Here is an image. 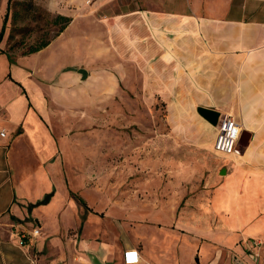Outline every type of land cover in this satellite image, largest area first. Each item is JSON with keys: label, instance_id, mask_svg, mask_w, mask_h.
<instances>
[{"label": "crops", "instance_id": "0c3cea01", "mask_svg": "<svg viewBox=\"0 0 264 264\" xmlns=\"http://www.w3.org/2000/svg\"><path fill=\"white\" fill-rule=\"evenodd\" d=\"M90 9L88 18L100 27L92 31L91 45L85 44L84 29L71 32L73 19L35 53L40 57L58 44L63 54L81 57L73 70H55L77 86L72 102L62 89L47 84L44 66L8 58L7 78L0 84V130H6V136L0 135V264H264L262 241L252 243L264 235V0H95ZM84 57H93L117 80L108 76L106 85L101 83L108 103H116L124 84L143 88L146 104L157 99L167 104L172 150L178 149L181 134L176 120L189 119L198 123L197 138L204 128L209 131L214 149L219 125L202 117L199 106L218 110L220 120L231 116L239 139L247 133L243 157L226 155L234 161L232 170L210 209L223 220L218 236L230 230L239 238L227 259L225 238H208L214 232L210 214L181 212L178 219L177 211L143 209V221L120 222L109 210L107 225L100 221L97 198L81 194L87 180L83 169L90 166L83 128L69 127L63 114L57 123L48 101L58 95L60 104L80 110L83 117L86 98L87 110L97 111L99 91L85 97L78 90ZM133 72L139 76L133 78ZM47 195L48 202L39 203ZM173 222L175 228L166 226ZM181 227L190 233L181 234ZM35 228L41 234L32 237ZM127 251H137L138 262L127 263Z\"/></svg>", "mask_w": 264, "mask_h": 264}, {"label": "rangeland", "instance_id": "374dc122", "mask_svg": "<svg viewBox=\"0 0 264 264\" xmlns=\"http://www.w3.org/2000/svg\"><path fill=\"white\" fill-rule=\"evenodd\" d=\"M73 1L75 0H0V36L8 14L3 40L0 43V84L7 78L10 63L6 53H10L17 64L44 66V74L49 77L45 80L47 84L53 89H62L67 100L72 102L77 86L73 87L69 78H61L62 75L55 70L61 66L63 69L73 70L75 61L81 57L70 53L63 54L58 44L40 57L35 55L36 52L29 53V49L42 41L53 42L57 38V32L62 26V21L57 20V16L65 12L71 15L72 21L77 19L71 32L84 29L85 44L91 45L92 31L98 33L100 30L99 25L88 18L91 15L90 7L95 0L77 4ZM83 66H87L91 77L82 80L83 88L78 90H83L85 97L96 95L99 91L101 100L97 111L87 110L90 100L86 98L81 101L83 117L77 114L80 110L60 104L58 95L49 96L48 101L51 102L52 116L57 123L59 119L61 121L63 114L68 119L69 127L77 125L80 129L83 128L84 151L90 160V166L83 169L87 180L86 184H81L86 187V191L81 194L97 198L95 206L102 215L100 221L107 225L109 210L114 211L116 219L120 222L130 218L135 221L140 218L143 221V209H160L171 213L177 211L178 219L181 212L184 216L210 214L215 193L232 170H229V167L234 161L214 151L209 143V131L204 128L200 138H197V122L190 119L176 120L175 128L181 134L178 149L174 146L172 150V137L169 135L172 121L166 117L165 102L157 99L152 104H146L143 102V88L121 84L122 93L117 94L116 103H108L107 89L101 87V83H107L112 73L103 71V67L97 65L93 57H84ZM119 74L123 78V72ZM131 76L135 78L139 74L133 72ZM112 78L117 83L115 77ZM238 150L241 155L236 157L241 159L245 147L238 144ZM91 155L94 157V169H91ZM83 165L85 166V162ZM224 167L227 172L222 174ZM124 210L125 214H121ZM260 211V217H264V205ZM210 217L212 219L209 228L214 232H211L208 238L214 241L220 237L225 238L226 245L223 244L222 248L223 258L227 259V253L239 242V238L230 230L218 236L217 230L223 220L219 215L215 217L210 214ZM174 224L173 222L166 226L175 228ZM177 229L181 234L190 233V230L184 227ZM147 231L153 233V230ZM138 232L145 233L143 229ZM191 233L196 234L193 231ZM181 234L179 238L183 239ZM256 238L263 243L264 257V235Z\"/></svg>", "mask_w": 264, "mask_h": 264}, {"label": "built area", "instance_id": "2783aa9c", "mask_svg": "<svg viewBox=\"0 0 264 264\" xmlns=\"http://www.w3.org/2000/svg\"><path fill=\"white\" fill-rule=\"evenodd\" d=\"M219 133L214 143V149L216 152L231 155L239 153V135H238V124L231 116H225L219 120ZM1 136H6V130H0ZM41 234V229L35 228L31 235L32 237ZM254 245H261L259 239H255L252 242ZM125 258L127 263H136L139 260L137 251H127L125 253Z\"/></svg>", "mask_w": 264, "mask_h": 264}, {"label": "water", "instance_id": "95a60500", "mask_svg": "<svg viewBox=\"0 0 264 264\" xmlns=\"http://www.w3.org/2000/svg\"><path fill=\"white\" fill-rule=\"evenodd\" d=\"M79 72L81 73L83 79H86L89 76V73L85 68L79 69ZM197 111L202 117H204L212 125L216 126L219 123L221 113L218 110L199 106L197 108ZM248 141H249V136L247 135L246 132H244L239 139V144L243 147H246L248 145ZM221 173L225 174L226 169L224 168L221 171Z\"/></svg>", "mask_w": 264, "mask_h": 264}, {"label": "trees", "instance_id": "16d2710c", "mask_svg": "<svg viewBox=\"0 0 264 264\" xmlns=\"http://www.w3.org/2000/svg\"><path fill=\"white\" fill-rule=\"evenodd\" d=\"M9 2H10V0H9ZM7 19H8V14L6 16V20ZM6 20H5V24H4V27H3L2 34L0 36V43L3 40V33L5 31V28H6ZM57 20L62 21V26L60 27V29L57 32V35L56 36H58L61 32H63L65 30V28L71 23L72 17L60 14V15L57 16ZM50 43H51V40L42 41L41 43L30 47L29 53L38 52V51L42 50L43 48L47 47ZM7 55H8V58H9L10 62L13 63L14 61L12 59L11 54L10 53H7ZM49 199H50V195H47L45 197V199L42 200L39 203H46V202H48Z\"/></svg>", "mask_w": 264, "mask_h": 264}, {"label": "bare ground", "instance_id": "6f19581e", "mask_svg": "<svg viewBox=\"0 0 264 264\" xmlns=\"http://www.w3.org/2000/svg\"><path fill=\"white\" fill-rule=\"evenodd\" d=\"M235 155H241L240 153H235Z\"/></svg>", "mask_w": 264, "mask_h": 264}]
</instances>
